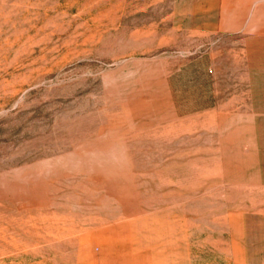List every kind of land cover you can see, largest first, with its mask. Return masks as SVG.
Listing matches in <instances>:
<instances>
[{
	"label": "rangeland",
	"instance_id": "obj_1",
	"mask_svg": "<svg viewBox=\"0 0 264 264\" xmlns=\"http://www.w3.org/2000/svg\"><path fill=\"white\" fill-rule=\"evenodd\" d=\"M0 264H264V0H0Z\"/></svg>",
	"mask_w": 264,
	"mask_h": 264
}]
</instances>
